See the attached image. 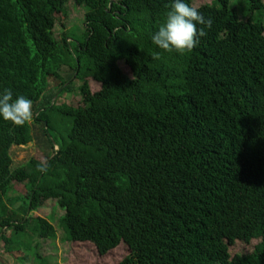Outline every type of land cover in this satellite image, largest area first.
<instances>
[{"label": "trees", "instance_id": "1", "mask_svg": "<svg viewBox=\"0 0 264 264\" xmlns=\"http://www.w3.org/2000/svg\"><path fill=\"white\" fill-rule=\"evenodd\" d=\"M68 1L0 0V93L33 101L52 149L12 168L10 149L32 142V125L0 117L4 250L51 264L30 238L52 239L54 229L31 213L54 200L68 240L101 256L127 245L118 264H264V22L211 0L197 8L212 27L180 54L151 40L173 0H73L84 8L83 31L56 40ZM247 2L250 13L264 8ZM51 78L58 88L47 93ZM72 78L79 104L56 105ZM56 119L59 139L49 133ZM13 182L26 192L5 200ZM253 241L251 253L232 255L235 243Z\"/></svg>", "mask_w": 264, "mask_h": 264}, {"label": "rangeland", "instance_id": "2", "mask_svg": "<svg viewBox=\"0 0 264 264\" xmlns=\"http://www.w3.org/2000/svg\"><path fill=\"white\" fill-rule=\"evenodd\" d=\"M118 1V0H111ZM264 4V0H261ZM211 0H193L192 6L199 7L204 4H210ZM230 7L235 8L239 14V18L250 19L251 21L264 22V8L261 11L249 12L247 0H231ZM66 15L64 18L56 20L53 35L56 40H60L63 35L68 37H77L83 31L84 8L77 6L73 0L68 1L65 6ZM119 67L124 74L130 77V71L127 66L119 62ZM63 80H67L72 76V71L64 67L59 72ZM58 82L56 79H49L47 93H54L57 90ZM80 81L71 79L69 89L57 99L53 98L58 104H67L76 106L80 102L78 87ZM89 88L92 93L97 92L100 84L89 80ZM32 125V142L20 146H12L10 153L13 159L12 168L24 165L30 158L40 157L41 154H49V138L43 133L41 124ZM52 129L49 130L50 137L59 139L64 135V126L62 120L56 119L51 123ZM54 147L53 150H56ZM26 188L19 183L13 182L12 187L8 190L5 200L23 197ZM63 211L57 206L54 200L43 202L34 212L31 213L34 217H41L47 220L54 229L55 237L49 239H40L35 236L30 238L31 248L34 249L40 256L46 258L51 264H118L128 254L129 248L125 244H120L116 249L109 252L107 255L101 256L96 247L89 242H73L67 239L62 228L59 225V218L63 215ZM257 241H253L250 245L241 242L235 243L230 247L232 255L249 254L251 253ZM21 258H24L21 260ZM0 264H36L33 261L32 253H27L24 248L20 251L7 253L3 248V243L0 241Z\"/></svg>", "mask_w": 264, "mask_h": 264}, {"label": "clouds", "instance_id": "3", "mask_svg": "<svg viewBox=\"0 0 264 264\" xmlns=\"http://www.w3.org/2000/svg\"><path fill=\"white\" fill-rule=\"evenodd\" d=\"M197 25L202 27L198 28ZM211 27V18H205L197 7L185 0H173L164 23L152 35L151 40L166 52L175 50L183 54L191 51L199 43L198 38L206 36L205 29ZM153 59H159V54L154 55ZM0 117L16 126H24L34 118L33 101L24 95L13 98L12 90L4 89L0 93ZM46 168L45 162L38 165V171L45 172Z\"/></svg>", "mask_w": 264, "mask_h": 264}]
</instances>
